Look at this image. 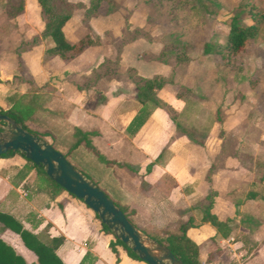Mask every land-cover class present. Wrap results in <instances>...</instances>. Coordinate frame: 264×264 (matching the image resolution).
<instances>
[{
	"label": "rangeland",
	"instance_id": "374dc122",
	"mask_svg": "<svg viewBox=\"0 0 264 264\" xmlns=\"http://www.w3.org/2000/svg\"><path fill=\"white\" fill-rule=\"evenodd\" d=\"M68 1H81L84 5L57 7L70 15L65 25L68 40L89 37L91 41H98L81 53L63 59L72 64L74 73L82 68L87 72L88 75L77 77L78 81L86 84L85 88L95 90L94 83L100 79L98 85L104 93V105L112 112L113 105L137 100L134 80L164 78L167 82L155 91L156 102L148 105L147 114L154 121L148 126V135L152 132L143 143V150L154 155L160 146H165L163 155L167 159L173 153L174 142L184 144L191 151L184 160L185 171L196 172L199 177L186 210L196 219L194 227L202 222L200 203H207L204 194L214 192L220 215L230 218L226 227L245 244V264L254 263L259 246L261 264H264V22L245 48L228 60L202 53L205 41L223 40L232 15L244 19L251 5L264 9V0H113L117 6L115 11L107 13L109 4L104 1L93 14L87 9L89 0ZM15 3L17 0H0V78L8 77L9 82H14L13 87L7 84L6 88H0V98L23 91L27 102L35 89L33 80L45 79L44 74L36 72L40 57L44 68L53 65L57 57L45 52L50 41L40 35L44 22L37 1L23 0L22 10L12 16L10 7ZM38 35V49L30 54L18 50L21 44L22 47L30 45L31 38ZM93 58V66L87 68V61ZM16 75L19 79L13 81ZM47 87L53 89L49 84ZM9 105L3 104L0 108L6 109ZM35 107H38L36 102ZM47 112L25 117L26 128L48 141L88 175L141 230L155 238L178 232L179 221L159 223L142 210L138 215L137 209L114 192L117 191L115 184L103 181L99 169L73 163L71 151L83 143L71 149L61 141L56 142L49 130L51 118ZM28 113L29 108L24 106L20 114ZM74 138L76 141L75 134ZM122 149L128 150V146L124 144ZM4 159L0 157V161ZM127 166L133 184L144 189L145 184L138 175L145 165ZM13 170L2 168L0 173L9 172L11 178ZM159 186L167 190L174 182L166 180ZM28 190L31 192L32 187ZM57 193L65 205L85 220L95 221L100 228L82 202L62 190ZM23 207L21 203L15 204L13 213L18 216ZM201 225L214 227L208 222ZM207 232L202 230L204 235H199V244H207L206 250L211 252L210 261L214 264H226L230 256L227 246L216 250L212 242L206 241ZM24 251L30 254L26 248Z\"/></svg>",
	"mask_w": 264,
	"mask_h": 264
},
{
	"label": "crops",
	"instance_id": "0c3cea01",
	"mask_svg": "<svg viewBox=\"0 0 264 264\" xmlns=\"http://www.w3.org/2000/svg\"><path fill=\"white\" fill-rule=\"evenodd\" d=\"M49 41L48 47L52 45V41L50 39ZM36 45L22 51L30 54L38 49ZM92 61H95L94 58L87 61L89 62L86 65L87 68L92 65ZM71 65L67 60L57 58L53 65H47L44 68L40 57L36 72L44 74L45 79L41 78L40 82L33 80L35 89L31 95L35 96L38 107L35 108L32 115L37 112L49 111L51 135L57 140L56 142L61 141L67 146H71L75 141L74 132L76 129L88 133L91 146L109 163H105L84 145L71 151L70 155L73 158L71 161L78 165L81 162L84 166L99 169L100 176L104 178L103 181L115 184L117 191L114 192L123 199V202L137 209L138 215L142 210L148 217L159 223H167L174 219L183 224L189 219L193 220L186 210L197 189L199 177L196 172L193 174L186 172L184 167L186 154L191 155V151L184 144L180 145L174 142L171 146L173 153L167 159L163 155L165 146H160L159 151L154 155L145 152L142 147L152 132L151 130L149 135L147 133L148 126L154 121L152 116L147 114L139 130L134 134H129L126 127L139 114L142 107L138 100L133 98L125 103L113 105L112 112L107 110L108 107L104 105V99H102L104 93L98 85L100 79L94 83L95 90L85 88L86 84L84 86L83 82L80 83L77 77L87 74V72L82 68L74 73ZM48 78L51 81H48ZM6 81H9L8 77H5L4 80L0 78L1 89L7 87ZM48 84L53 86V89L47 87ZM8 86L10 87V85ZM24 93L21 91L20 94ZM3 104H6L5 98H0V105L3 106ZM147 109L149 110V108ZM124 144L128 146V150L122 149ZM192 151L196 152L195 149ZM1 164H4V167H0V171L2 168H13L14 170L11 178H9V172L0 173V212L11 214L22 223L24 228L35 233L51 237L62 236L64 240L56 248L55 253L64 264H81L86 253H89L92 258L84 264H89L90 261L91 264H148L143 260L129 256L121 247L117 246V253L113 252L109 246L113 237L97 227L94 224L95 221L85 220L71 207L65 205L61 201V196L54 193L51 187L39 186L34 169L30 170L26 178L20 179L16 172L26 164L23 157L15 154L0 161V166ZM111 165H114V170ZM127 165L130 167L145 165L143 171L138 175L145 184L144 189L137 188L133 184V177L128 172ZM118 167H127V170ZM133 175L135 174L133 173ZM166 180L174 182V186L167 190L159 186ZM31 187L32 191L30 192L28 189ZM215 202L213 197L211 212L221 221L228 222L230 218L227 216L222 218ZM18 203L24 206V211L17 216L13 213V208ZM82 204L87 207L83 202ZM201 205L202 203H200V208ZM194 220L195 223L196 219ZM201 223L204 221L199 223V227H187V235L199 245L201 259L213 263L210 261L211 252L206 250L207 244H199L198 241L199 235H204L202 230H208L206 241L212 242L216 250L219 251L222 246H227L230 256L226 264H245L243 255L245 244L241 238L233 236L230 227H222V229L201 227ZM195 224L197 225V223ZM201 228L202 230H200ZM177 229L179 232V227ZM0 238L21 255L28 264H38L36 255L23 244L18 233L9 228L0 227ZM259 247V255L253 257L255 264H261V246ZM24 248L29 250L30 254L26 253Z\"/></svg>",
	"mask_w": 264,
	"mask_h": 264
},
{
	"label": "trees",
	"instance_id": "16d2710c",
	"mask_svg": "<svg viewBox=\"0 0 264 264\" xmlns=\"http://www.w3.org/2000/svg\"><path fill=\"white\" fill-rule=\"evenodd\" d=\"M104 1L109 4L107 13H111L117 9V6L113 0H89V6L87 7L89 13H95L100 4ZM37 3L40 7V13L44 22L43 29L40 35L43 37H48L52 41V45L45 50L47 55L56 56L58 59H66L69 56L81 53L86 46L98 43V41H91L89 37L81 38L76 42H70L65 35L64 27L66 24H68L70 15L67 12L57 10V7L63 5L69 8L84 7L81 1L71 3L68 0H37ZM250 7L251 8L248 11V16L244 19L240 18L238 15H232L230 17V21L227 24V29L224 32L223 40L205 41L202 45V53L216 54L220 57V59L226 61L231 55H235L241 52L245 48L248 40L254 38L261 30V24L264 22V9L262 7L254 5H251ZM22 8L23 0H17V3L11 5L10 7V14L12 16L16 15L22 10ZM39 38L40 37L38 36H34L33 38H31V41L29 43L30 45H25V47H22L21 44L18 47V50H26L30 48V46L36 45ZM16 79H19L17 75L13 77V81ZM134 82L137 89L136 97L142 107L139 110V114H137L126 127V131L129 134H134L142 126L145 116L148 112V103L156 102L155 91L161 89L167 81L164 78H143L139 81L134 80ZM5 83L12 86L14 82L6 81ZM8 95L9 96L5 98V102L6 105L9 103L10 105L6 109H1L3 107L0 105V113L8 112L11 117H13L16 121L22 122V124L26 127L25 119L28 118L27 116L32 115L36 108L35 96L31 95L28 100H26L27 102H25L24 94L12 92ZM24 106L29 108V113L26 116L20 114L21 109ZM74 134L77 140L74 144L71 145V149L83 143V145L87 149L96 154L101 160H103L105 163H109V161H106L91 146L88 140V133H83L80 130L76 129ZM15 154L20 155L26 160V164L16 172V175L19 176L20 179L26 178L30 170L34 169L36 173L37 184L39 186L43 185L51 187L54 193L62 190L68 195L76 198L61 186H59L57 183H55L53 180H51L45 174L41 166L35 165L19 152L7 151L6 153L0 155V157L6 158ZM214 194V192L209 191L205 195V200H207V203L201 205V220L204 222H209L211 225L217 227L218 229H222V227H226V222L221 221L215 214L211 212ZM78 200L83 202L80 199ZM90 211L93 213L95 220L100 225L101 230L113 237V241H110L109 243V246L113 252L117 253L116 247L118 246L124 249L129 256L141 260L123 242L112 235L109 229L99 220L98 216L92 210ZM193 226H196V224L192 219H189L187 222L179 226V232L177 233L168 232L163 238H155L151 234L149 235L169 247V249L185 264H199V245L187 235V227ZM0 227L9 228L18 233L23 244L28 249L33 251L36 255V262L38 264H64L55 253L56 248L64 240L62 236L51 237L49 235L35 233L27 228H24L22 223L16 217L5 212H0ZM91 258V255L89 253H86L81 261V264H84L88 259ZM90 262L89 264H91ZM0 264L28 263L23 259L21 255L17 254L10 245L6 244L0 238Z\"/></svg>",
	"mask_w": 264,
	"mask_h": 264
},
{
	"label": "water",
	"instance_id": "95a60500",
	"mask_svg": "<svg viewBox=\"0 0 264 264\" xmlns=\"http://www.w3.org/2000/svg\"><path fill=\"white\" fill-rule=\"evenodd\" d=\"M19 152L67 192L83 201L118 240L148 264H185L166 245L136 226L85 173L48 141L28 130L8 112L0 113V155Z\"/></svg>",
	"mask_w": 264,
	"mask_h": 264
},
{
	"label": "built area",
	"instance_id": "2783aa9c",
	"mask_svg": "<svg viewBox=\"0 0 264 264\" xmlns=\"http://www.w3.org/2000/svg\"><path fill=\"white\" fill-rule=\"evenodd\" d=\"M199 264H213V263L207 261L206 259H201V260L199 261Z\"/></svg>",
	"mask_w": 264,
	"mask_h": 264
}]
</instances>
